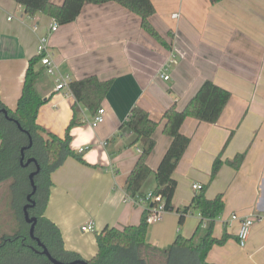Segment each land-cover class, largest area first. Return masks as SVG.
Listing matches in <instances>:
<instances>
[{
  "label": "crops",
  "instance_id": "obj_1",
  "mask_svg": "<svg viewBox=\"0 0 264 264\" xmlns=\"http://www.w3.org/2000/svg\"><path fill=\"white\" fill-rule=\"evenodd\" d=\"M152 2L155 14L150 21L170 48L142 29L139 16L115 2L50 0L43 12L30 16L14 0H0V97L11 110L43 38L59 72L72 81L92 75L101 81L113 79L102 107L104 123L91 127L93 116L84 109V124L71 131V148L77 153L88 150L84 162L69 157L52 174L46 216L59 227L65 248L85 260L98 254L97 235L106 228L139 224L145 210L127 200L126 182L141 148L135 135L121 126L134 107L160 122L147 159L153 172L140 196L152 193L155 172L171 143L163 131V114L172 106L183 110L202 84L212 81L232 96L217 123L188 118L181 127L191 143L173 174V206L190 205L198 193L194 184L206 187L208 199L223 194L225 209L213 234L221 238L226 233L229 239L211 249L208 262L264 264V0ZM55 22L59 27L53 32ZM40 86L49 98L39 110L38 123L64 138L75 99L68 89L57 91L55 78L48 75ZM243 153L239 168L230 164ZM218 156L223 165L211 181ZM235 214L260 218L244 248L238 244L239 223L231 220ZM179 217L166 212L160 222L149 225L147 242L163 249L179 233L192 237L200 214L190 211L181 232ZM89 223L94 231H82Z\"/></svg>",
  "mask_w": 264,
  "mask_h": 264
},
{
  "label": "trees",
  "instance_id": "obj_2",
  "mask_svg": "<svg viewBox=\"0 0 264 264\" xmlns=\"http://www.w3.org/2000/svg\"><path fill=\"white\" fill-rule=\"evenodd\" d=\"M14 1L30 16L43 12L50 2ZM106 1L118 3L139 16L142 29L158 43L170 48L150 21L155 14L152 0ZM220 1L223 0H211V3ZM41 57L36 56L29 61L22 92L14 110L7 107L0 97V187L7 190L9 207L16 221L11 231L0 232V264H53L43 254V249L36 239H39L51 257L59 262L85 260L80 254L65 248L59 227L46 216L53 186L51 176L69 157L84 162L82 155L87 150L77 153L71 148V131L84 124V109L95 116L103 107L112 88L113 79L101 81L92 75L69 84L68 90L75 103L72 107L73 117L62 138L38 123L39 110L49 98L40 86L46 75L44 67L41 66ZM231 96L227 89L212 81H206L183 110L172 106L163 114V131L171 138V143L155 172L156 189L152 193L162 197L167 212L175 211L179 214V229L184 225L186 215L192 209L197 211L202 220L195 234L186 238L179 233L173 243L164 249L151 245L147 242L148 214L144 212L137 225H128L123 229L106 228L98 234L99 252L93 259L85 260L87 264H212L207 260L211 249L216 245H224L229 239L226 233L221 238H216L213 234L216 220L225 209L224 195L219 194L214 199H208L204 186L194 196L190 205L175 209L173 199L177 181L173 174L191 143V139L181 132L184 122L188 118H194L199 122L217 123ZM159 125L160 122L152 119L147 111L134 107L121 126V129L135 135V144L139 143L141 148L140 157L126 182V192L131 197L141 195L143 185L152 175L153 171L148 166L147 159L156 146L155 133ZM244 158L245 153L239 154L230 164L239 168ZM29 160L33 162L27 164ZM222 165L221 156H218L213 163L211 181L217 177ZM38 168L34 178L36 192L32 197L33 205L28 209L29 216L37 219L36 239H33L30 236L31 224L25 220L24 207L28 204L27 197L32 192L29 177Z\"/></svg>",
  "mask_w": 264,
  "mask_h": 264
},
{
  "label": "built area",
  "instance_id": "obj_3",
  "mask_svg": "<svg viewBox=\"0 0 264 264\" xmlns=\"http://www.w3.org/2000/svg\"><path fill=\"white\" fill-rule=\"evenodd\" d=\"M178 15H174V17H177ZM58 23L55 22L52 25L51 31L55 32L58 30ZM47 43L48 39L43 38L41 40V43L38 47V55L41 57V66L44 67L46 75L49 77L55 78L56 87L55 89L57 91H63L65 89H69V84L72 82L69 75H63L59 72L57 65L53 62L51 59V56L47 54ZM165 80L169 79L168 75H163ZM105 110L103 108L99 109L98 113L93 116V119L89 123L91 127L97 128L99 125L104 123L105 121ZM88 150V148H82L80 149V153L85 152ZM203 188L200 184H194L193 190L196 192L201 191ZM128 201H133L137 205H141L144 207V212H147V223L149 225L160 222L165 213L167 212L165 209L164 200L161 196L155 195L153 193H149L144 196H136L131 197L127 196ZM260 218L255 215H250L246 217H241L239 215H233L231 217V220L234 222L239 223V229L237 233L238 238V244L240 247H245L247 245L250 232L252 227L254 226L255 222L259 220ZM82 231L84 232H92L94 231L93 224L89 223L88 225L83 226Z\"/></svg>",
  "mask_w": 264,
  "mask_h": 264
},
{
  "label": "rangeland",
  "instance_id": "obj_4",
  "mask_svg": "<svg viewBox=\"0 0 264 264\" xmlns=\"http://www.w3.org/2000/svg\"><path fill=\"white\" fill-rule=\"evenodd\" d=\"M68 93H69V91H68ZM61 108L62 107L60 106V109ZM47 116L51 117L50 107L47 108ZM191 212L198 213L197 211H195L193 209L191 210ZM15 225H16V221H15L14 215H13V213L9 207L7 190L5 187H0V232H2V231L9 232L15 227ZM178 226H179V224H178ZM182 228H183V226L180 227V232H181ZM180 234H182V233H180ZM170 243H167V245H165V247L170 246Z\"/></svg>",
  "mask_w": 264,
  "mask_h": 264
},
{
  "label": "water",
  "instance_id": "obj_5",
  "mask_svg": "<svg viewBox=\"0 0 264 264\" xmlns=\"http://www.w3.org/2000/svg\"><path fill=\"white\" fill-rule=\"evenodd\" d=\"M31 162H33V160H29L27 161V164H30ZM39 171V168L37 169L36 172L32 173L29 177L30 179V184H31V187H32V192L28 195L27 197V200H28V204L24 207V213H25V220L28 224H31V228H30V236L33 238V239H36L35 238V226L37 224V219L34 218V217H30L29 216V212H28V209L33 205V200H32V197L33 195L35 194L36 192V186H35V181H34V178L36 176V174L38 173ZM37 242H38V245L43 249V254H45L51 261L53 264H87V262L85 260H79V261H74V262H71V263H62V262H59L55 259H53L49 253V251L47 250V248L41 243V241L39 239H36Z\"/></svg>",
  "mask_w": 264,
  "mask_h": 264
}]
</instances>
